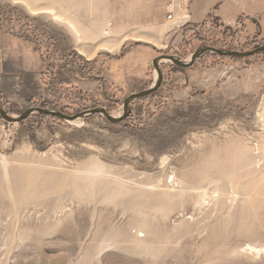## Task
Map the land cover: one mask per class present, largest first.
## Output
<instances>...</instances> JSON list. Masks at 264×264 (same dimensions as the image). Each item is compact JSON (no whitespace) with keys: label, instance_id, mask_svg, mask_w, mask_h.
Here are the masks:
<instances>
[{"label":"rangeland","instance_id":"rangeland-1","mask_svg":"<svg viewBox=\"0 0 264 264\" xmlns=\"http://www.w3.org/2000/svg\"><path fill=\"white\" fill-rule=\"evenodd\" d=\"M142 3L0 0V264H264V18Z\"/></svg>","mask_w":264,"mask_h":264},{"label":"crops","instance_id":"crops-1","mask_svg":"<svg viewBox=\"0 0 264 264\" xmlns=\"http://www.w3.org/2000/svg\"><path fill=\"white\" fill-rule=\"evenodd\" d=\"M150 0H132V6L126 8L124 16L136 19L138 10L146 16ZM157 1L159 15L153 25L155 29L163 28L167 32H178L186 28L198 29L207 20L215 18L220 24L228 27L238 26L246 21L258 26V20L264 18V0H153ZM142 4L137 7V4ZM171 3V17L167 18L165 4ZM144 11V12H143ZM166 14V15H165ZM157 34V32H155ZM28 61L27 67H34L35 56L27 43L14 41L11 36L0 33V74H6L7 68L18 61ZM31 60V61H30Z\"/></svg>","mask_w":264,"mask_h":264},{"label":"water","instance_id":"water-1","mask_svg":"<svg viewBox=\"0 0 264 264\" xmlns=\"http://www.w3.org/2000/svg\"><path fill=\"white\" fill-rule=\"evenodd\" d=\"M260 47V46H259ZM211 48L214 50V51H212L211 50ZM205 52H215V53H217V54H228V55H234V56H239L238 54H235L233 51H231V50H225V51H222V50H219V49H216L215 47H212V46H205ZM205 52H203L202 54H204ZM254 53V51L252 52H249V53H247V54H243V55H241L242 57H244V56H249V55H252ZM200 55H199V51L198 52H196L195 54H193L192 56H191V58H190V60H189V62H187V63H182V62H180V61H178L177 60V63L178 64H180V65H189L190 63H192L193 62V60L196 58V57H199ZM155 61H158V58L157 59H155ZM153 88H151V90H152ZM150 91V90H149ZM149 91H146V92H141V93H139V94H145V93H149ZM139 94H136V95H139Z\"/></svg>","mask_w":264,"mask_h":264},{"label":"built area","instance_id":"built-area-1","mask_svg":"<svg viewBox=\"0 0 264 264\" xmlns=\"http://www.w3.org/2000/svg\"><path fill=\"white\" fill-rule=\"evenodd\" d=\"M167 8H168V14H167V18H170L171 17V10H172V4L171 3H168L167 4ZM110 30H111V24H107L105 29H104V35H109L110 33Z\"/></svg>","mask_w":264,"mask_h":264},{"label":"bare ground","instance_id":"bare-ground-1","mask_svg":"<svg viewBox=\"0 0 264 264\" xmlns=\"http://www.w3.org/2000/svg\"><path fill=\"white\" fill-rule=\"evenodd\" d=\"M52 16L54 17L55 20H57V21H61V22H62V19H61L62 17H61V16H59V15H57V14H53V13H52ZM66 23H67L70 27L73 28L74 25H72L71 23H69V21H68V22L66 21ZM101 48H102V49H105V50H109V49L107 48V45H102Z\"/></svg>","mask_w":264,"mask_h":264},{"label":"trees","instance_id":"trees-1","mask_svg":"<svg viewBox=\"0 0 264 264\" xmlns=\"http://www.w3.org/2000/svg\"><path fill=\"white\" fill-rule=\"evenodd\" d=\"M216 48V47H215ZM205 53H208V52H205ZM204 53V54H205ZM203 55V54H202ZM220 56H232V57H236L237 58V56H234V55H228V54H219ZM250 56V55H249Z\"/></svg>","mask_w":264,"mask_h":264}]
</instances>
